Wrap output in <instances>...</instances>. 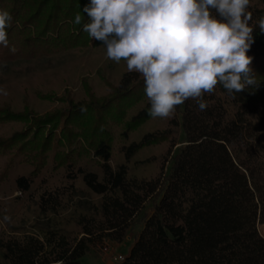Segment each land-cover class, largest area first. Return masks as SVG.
<instances>
[{
  "label": "trees",
  "instance_id": "1",
  "mask_svg": "<svg viewBox=\"0 0 264 264\" xmlns=\"http://www.w3.org/2000/svg\"><path fill=\"white\" fill-rule=\"evenodd\" d=\"M89 4L0 0L17 49L0 46V264H83L139 216L118 264H264V34L247 53L257 86L152 118L143 76L82 30Z\"/></svg>",
  "mask_w": 264,
  "mask_h": 264
},
{
  "label": "clouds",
  "instance_id": "2",
  "mask_svg": "<svg viewBox=\"0 0 264 264\" xmlns=\"http://www.w3.org/2000/svg\"><path fill=\"white\" fill-rule=\"evenodd\" d=\"M249 6L250 0H90L82 30L103 42L109 59L124 60L129 72L143 76L147 114L170 118L189 98L205 111L204 97L218 84L233 98L258 85L247 53L255 26L264 34V15L254 21ZM82 19L77 13L74 23ZM12 23L11 13L0 10V46L15 53L6 31ZM0 94L8 92L0 88Z\"/></svg>",
  "mask_w": 264,
  "mask_h": 264
},
{
  "label": "crops",
  "instance_id": "3",
  "mask_svg": "<svg viewBox=\"0 0 264 264\" xmlns=\"http://www.w3.org/2000/svg\"><path fill=\"white\" fill-rule=\"evenodd\" d=\"M146 205V204H145ZM149 210V211H148ZM145 214H147L146 219L148 216L152 213L153 209L149 208ZM138 217V216H137ZM138 218H135V220L131 223L129 230L127 232V236L125 239L116 246V253L117 254H122L124 257H126L130 251L134 243L137 241L139 234L145 224L143 220H140V225L138 227L137 225ZM146 221V220H145ZM87 254L83 258H86V264H118L119 262L113 263L110 259H103V258H98V256L91 254Z\"/></svg>",
  "mask_w": 264,
  "mask_h": 264
},
{
  "label": "rangeland",
  "instance_id": "4",
  "mask_svg": "<svg viewBox=\"0 0 264 264\" xmlns=\"http://www.w3.org/2000/svg\"><path fill=\"white\" fill-rule=\"evenodd\" d=\"M149 208L153 209L151 201H148L146 203V205L144 206L143 210L140 212V215L142 213H145ZM140 217L141 216L138 217V221H137L138 227L140 225V220H139ZM258 228H259V231H260L261 235L264 237V222L261 223V224H259L258 225ZM118 244L119 243H114V244L112 243L113 247H111V249H110V254L101 253L100 248L98 246L92 249V251H91L92 253L91 254H94V255L98 256V258L110 259L113 263H115L117 261H115L113 259V255L117 254L116 253V246H118ZM86 261H87L86 258L85 259L84 258L82 259L83 264H86Z\"/></svg>",
  "mask_w": 264,
  "mask_h": 264
},
{
  "label": "built area",
  "instance_id": "5",
  "mask_svg": "<svg viewBox=\"0 0 264 264\" xmlns=\"http://www.w3.org/2000/svg\"><path fill=\"white\" fill-rule=\"evenodd\" d=\"M98 247L100 248L101 253L110 254V249H111V247H113V245H112V243H110V244L106 243L103 246H98ZM113 259L117 262H120L124 259V256L122 254H115V255H113Z\"/></svg>",
  "mask_w": 264,
  "mask_h": 264
}]
</instances>
